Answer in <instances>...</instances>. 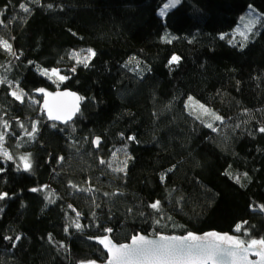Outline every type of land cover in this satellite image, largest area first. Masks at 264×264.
<instances>
[{
    "label": "trees",
    "instance_id": "obj_1",
    "mask_svg": "<svg viewBox=\"0 0 264 264\" xmlns=\"http://www.w3.org/2000/svg\"><path fill=\"white\" fill-rule=\"evenodd\" d=\"M166 1L0 0V264H101L104 237L264 240V0ZM39 87L78 93L74 120L48 122Z\"/></svg>",
    "mask_w": 264,
    "mask_h": 264
},
{
    "label": "snow or ice",
    "instance_id": "obj_2",
    "mask_svg": "<svg viewBox=\"0 0 264 264\" xmlns=\"http://www.w3.org/2000/svg\"><path fill=\"white\" fill-rule=\"evenodd\" d=\"M180 0H168L167 3L161 9L160 15L163 16L168 9L175 7ZM23 8L24 6L21 5ZM25 11H28L27 8H24ZM248 31H251V27L248 28ZM243 36L244 34L241 33ZM247 39L246 36H244ZM170 42V41H169ZM0 46L4 49L11 51V45L7 41L0 40ZM88 57L83 60H78V63H84L87 66V61L95 55L92 50H88ZM178 57L173 56L170 63L178 61ZM53 75H58L56 70H53ZM60 80L65 79V77H59ZM43 91V90H40ZM12 95L17 99H21V95L13 92ZM77 100L81 99L79 97ZM191 100V98H189ZM199 108L202 110V114H210L214 119L220 120L221 117L216 116L214 113H211L209 109L204 108L203 105H199ZM51 119H59V116H53L49 112ZM71 118L70 116L68 117ZM208 127H212L211 124ZM35 130V126H33ZM264 131V129H261ZM3 137L0 136V140ZM132 139V137H129ZM7 157V152L4 153ZM10 158V157H9ZM27 161V157L24 158ZM30 167L29 163H25V169L27 170ZM117 171H122L123 169H116ZM36 191V189H33ZM4 195H0V199L4 198ZM159 202L153 203L151 207L157 208ZM77 228L80 227L79 224L76 225ZM108 231H111L110 229ZM236 231H240V225L236 226ZM210 238V239H209ZM10 239V238H6ZM16 239H19L17 237ZM161 242L150 241L145 239L143 236H134L132 238V245H112L107 237H104L99 240V243L104 245L108 250L110 259L108 264H215V262L223 255H228L235 258L239 252L243 251L245 255L242 259H247V252L254 248H259V251L256 252V255L260 257L258 264H264V240H251L247 243L245 247V241H242L238 238H233L228 235H218L216 233L205 234L204 238L198 237L189 233L183 238H160ZM192 243H187V242ZM226 243L229 245L228 248H222L221 244ZM14 246V245H13ZM86 264H95V261H88Z\"/></svg>",
    "mask_w": 264,
    "mask_h": 264
},
{
    "label": "water",
    "instance_id": "obj_3",
    "mask_svg": "<svg viewBox=\"0 0 264 264\" xmlns=\"http://www.w3.org/2000/svg\"><path fill=\"white\" fill-rule=\"evenodd\" d=\"M43 90V91H40ZM34 94L40 98V109L43 111L44 116L48 122L64 125L74 120L76 115L78 114L80 108H81V99L77 100L76 98L79 97V94L75 91L69 90V89H58V90H52L47 87H39L34 90ZM49 112L53 116H59V119H51L49 116ZM71 117L70 119L68 117ZM93 146L95 149L98 148V145L100 143V138L95 137L92 141ZM135 236H143L145 239L150 241H156L161 242L160 238H168L171 239L173 237L175 238H183L185 236L183 235H155L150 236L146 234H137ZM134 237V236H133ZM129 239L128 242L125 243H115L112 240L108 238V240L111 242L112 245L120 246V245H132V238ZM205 236L201 237L204 238ZM210 239V238H209ZM192 243V242H187ZM247 244H245V247ZM222 248H228L229 245L222 243ZM259 251V248L251 249L247 252V259L244 260L242 257L245 255L243 251L239 252L238 255L235 258V262L233 261V258L228 255L221 256L215 264H258V261L260 260V257L256 255V252ZM110 259L108 250L106 249V259L101 264H108V261Z\"/></svg>",
    "mask_w": 264,
    "mask_h": 264
},
{
    "label": "rangeland",
    "instance_id": "obj_4",
    "mask_svg": "<svg viewBox=\"0 0 264 264\" xmlns=\"http://www.w3.org/2000/svg\"><path fill=\"white\" fill-rule=\"evenodd\" d=\"M168 0L165 2L167 3ZM165 3L160 7V9L158 10V14L160 15V12H161V9L163 8V6L165 5ZM169 10V9H168ZM167 10V11H168ZM166 14V13H165ZM161 16V15H160ZM164 16V15H163ZM258 20V15L257 13L255 12V10L251 7H248L238 18V24L236 25L235 27V32H239V34L241 35V33H243L244 35L243 36H246L250 31H248V28L252 27L255 25V23L257 22ZM89 53L88 51H79V52H74V53H71L69 55V61H71L72 63V66H76L78 64H82V63H78V60H83L85 59L86 57H88ZM56 72L58 73V69H56ZM58 77H61L59 74L57 75ZM15 92V91H14ZM35 95V94H34ZM191 98V97H190ZM187 107L188 109L196 114V115H199L200 117L208 120V121H213V120H216L213 118L212 115L210 114H202V110L199 108V104L198 102H196L193 98L190 100L189 98L187 99ZM205 108V107H204ZM211 112V111H210ZM213 113V112H211ZM215 114V113H214ZM216 115V114H215ZM217 116V115H216ZM1 144V142H0ZM0 156L4 157V153L1 149V146H0ZM23 159V158H22ZM218 235H226V234H218ZM228 236H231L233 238H237L235 236H232V235H228ZM226 244V243H225ZM95 264H98L97 262H95Z\"/></svg>",
    "mask_w": 264,
    "mask_h": 264
}]
</instances>
